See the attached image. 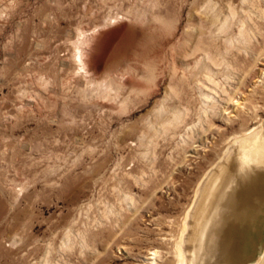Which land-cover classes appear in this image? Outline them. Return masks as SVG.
<instances>
[{
    "label": "rangeland",
    "instance_id": "rangeland-1",
    "mask_svg": "<svg viewBox=\"0 0 264 264\" xmlns=\"http://www.w3.org/2000/svg\"><path fill=\"white\" fill-rule=\"evenodd\" d=\"M251 128L264 135V0H0V264H177L182 234L185 264H225L209 189L264 187V167L215 173L191 213ZM258 208L234 264L264 247Z\"/></svg>",
    "mask_w": 264,
    "mask_h": 264
},
{
    "label": "bare ground",
    "instance_id": "bare-ground-1",
    "mask_svg": "<svg viewBox=\"0 0 264 264\" xmlns=\"http://www.w3.org/2000/svg\"><path fill=\"white\" fill-rule=\"evenodd\" d=\"M229 19V18H228ZM224 25V24H223ZM224 28V27H223ZM131 33V32H130ZM243 33V32H242ZM82 35V34H81ZM80 35V36H81ZM248 35V33L246 34V36ZM83 36V35H82ZM81 36V37H82ZM249 36V35H248ZM80 37V38H81ZM131 37V36H130ZM242 37V36H241ZM86 39V38H85ZM246 39V38H245ZM83 40V39H82ZM91 41V40H90ZM88 40V43L90 42ZM87 42V41H86ZM248 42V41H247ZM79 45V44H78ZM94 45V44H93ZM77 46V45H76ZM76 49V48H75ZM79 49V48H78ZM89 49V48H88ZM85 50V49H84ZM197 50V49H196ZM76 52V50H75ZM145 53V52H144ZM89 53L86 51H84V53H80V52H76L75 53V58L76 61L78 62V65L80 67L81 70L85 71V75H86V70L92 69L94 66L92 64V62L89 59ZM91 56V55H90ZM210 70V69H209ZM212 72V71H210ZM84 73V72H83ZM89 74V73H88ZM204 74V73H203ZM210 75H205L202 79L203 81H207L209 84V81L213 80L212 76L211 79L209 77ZM214 77V76H213ZM197 79H199V77H196ZM201 81V80H200ZM202 81V83H203ZM214 81V80H213ZM212 81V82H213ZM199 84V83H198ZM197 84V85H198ZM217 85V84H216ZM220 85V84H219ZM201 86V83H200ZM204 86V85H203ZM102 88V87H101ZM204 88V87H203ZM201 89V88H200ZM213 92V91H212ZM179 115V114H178ZM174 117L175 119L177 118V116ZM175 116V115H174ZM180 117V116H179ZM178 119V118H177ZM180 121V119H178ZM178 120L176 121V123L178 122ZM259 129V128H258ZM256 130L254 128L248 129V131L244 134L241 135V137H238L236 139L233 140V146H231L229 150H232L233 152H236V157H233L231 155H228L226 151V153L224 152L223 154V159L220 163H218L215 167V169L213 171H210L209 174H207L206 178L204 177L205 180H203V182L200 184V186L198 187L196 193H197V201L195 203V207L194 209H192V213H191V218H194L197 213L200 210V204H201V198L202 196H204L209 190V196L217 200H220L221 195H224V198L222 196L223 199V212H221L219 214L220 220H221V233H222V240L224 241V243L228 246V250H227V257H226V261L224 262L225 264H234L232 259L233 257H238L242 250L240 249L241 246L239 247L238 243H239V239L238 237L241 235V231H240V235L237 233V227H239V225L241 226H245V221L247 220V216L248 213H250L249 209H259L258 208V201L261 200L264 196V187H261L259 185V179L260 177H255V178H251L250 182L253 183V185L251 186L250 182L248 183L249 188H245V192L246 194H244V192L242 190L239 189L238 186L233 185L234 181L231 180L230 182H228V184L226 185V187L220 191V196H217L219 190L216 187H212L211 189H209L207 186L209 181H211V179L213 178V176L215 175V173H218L222 178L224 177V174L226 173V171L233 166L232 163H234V165H239L241 168H263L264 167V135L262 134V132H260L259 130ZM263 129V128H262ZM229 146V145H228ZM227 154V155H226ZM221 159V158H220ZM220 161V160H219ZM218 161V162H219ZM243 170V169H242ZM225 171V172H224ZM255 171V170H254ZM229 173V172H228ZM237 173V172H236ZM241 173V172H240ZM264 173V172H263ZM205 174V175H206ZM217 174V176H218ZM227 176V174H226ZM203 179V178H202ZM214 179V178H213ZM222 181V180H221ZM258 183V184H257ZM223 185V184H222ZM257 185L259 186L257 188ZM218 187V185H217ZM256 187L255 192H253L252 188ZM209 189V190H208ZM248 189V190H247ZM254 193H256L255 195H253ZM207 195V194H206ZM205 195V196H206ZM246 195V196H245ZM251 195L249 198L248 196ZM212 201V200H210ZM219 202V201H218ZM214 203V201L212 202ZM218 205L220 203H217ZM216 204V205H217ZM261 204V203H260ZM211 205V204H209ZM215 205V206H216ZM262 205V204H261ZM260 205V206H261ZM213 206V205H212ZM193 208V207H192ZM210 209V208H209ZM191 211V210H190ZM208 211V210H207ZM257 212V211H256ZM189 214V213H188ZM247 215V216H246ZM263 215V214H262ZM188 217V216H187ZM186 217V218H187ZM190 218V219H191ZM189 219V220H190ZM214 221L215 217L213 216L212 218ZM254 220V219H253ZM189 224V221H187ZM214 223V222H213ZM244 223V224H243ZM191 224V223H190ZM193 224V223H192ZM211 224V222H210ZM210 224H206V226L203 228V236L206 237L207 235V231L208 228L210 226ZM248 225V224H247ZM191 226V225H190ZM217 227V226H216ZM188 228L186 225V221H184L183 224V228L181 230V234L184 233L185 234V229ZM246 228V227H245ZM243 228V229H245ZM188 230V229H187ZM186 230V231H187ZM183 235V234H182ZM182 235L179 237V240L176 244V254H177V264H182L184 261L185 264V259L184 256L181 252V245H182ZM188 236V235H187ZM260 236V235H259ZM184 238V235H183ZM242 242L241 244L243 245L244 240L241 239ZM259 240V239H258ZM184 244V243H183ZM234 245L235 248H233L232 246ZM258 246V245H257ZM264 246V245H263ZM243 247V246H242ZM184 248V247H183ZM221 248V247H220ZM199 251L202 255L206 256V248L204 245V242L200 243L199 245ZM256 251V250H255ZM198 253V252H197ZM253 254V253H252ZM186 255V254H185ZM196 255V254H195ZM244 255V254H243ZM213 256V255H212ZM199 257V256H198ZM242 257V255H241ZM240 257V258H241ZM195 259L197 257H194ZM250 258V257H248ZM247 258V259H248ZM256 259L253 261H246L245 264H264V247L263 249L260 251V253L258 254L257 257H255ZM216 259V258H215ZM242 259V258H241ZM199 260V259H198ZM196 261V260H195ZM194 260L192 262H195ZM238 261V260H237ZM236 262V261H235ZM240 262V261H239Z\"/></svg>",
    "mask_w": 264,
    "mask_h": 264
}]
</instances>
